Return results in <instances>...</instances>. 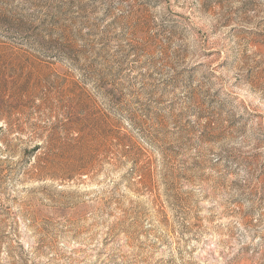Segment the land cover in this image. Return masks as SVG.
Returning a JSON list of instances; mask_svg holds the SVG:
<instances>
[{
  "label": "rangeland",
  "instance_id": "obj_1",
  "mask_svg": "<svg viewBox=\"0 0 264 264\" xmlns=\"http://www.w3.org/2000/svg\"><path fill=\"white\" fill-rule=\"evenodd\" d=\"M0 264H264V0H0Z\"/></svg>",
  "mask_w": 264,
  "mask_h": 264
}]
</instances>
